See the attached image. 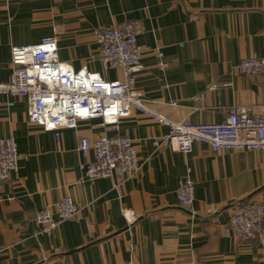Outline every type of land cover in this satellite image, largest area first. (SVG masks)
Here are the masks:
<instances>
[{
  "label": "crops",
  "instance_id": "1",
  "mask_svg": "<svg viewBox=\"0 0 264 264\" xmlns=\"http://www.w3.org/2000/svg\"><path fill=\"white\" fill-rule=\"evenodd\" d=\"M141 26L142 69L134 93L174 123H219L235 104L264 107V77L243 75L239 62L264 56V0H0V82L11 75L13 46L56 38L58 59L86 66L108 81L95 33L125 22ZM162 54L160 58L158 53ZM215 86L214 91L210 90ZM97 119L52 132L27 122V104L0 95V137L17 146V171L0 182V264H264V244L239 240L230 226L238 207L264 202V151L212 152L195 142L188 154L155 148L168 132L139 112L118 129ZM126 136L140 163L135 175L88 179L81 138ZM194 202L178 206L175 191L187 176ZM70 197L79 206L48 236L37 211ZM122 208L136 221L128 226ZM264 237V225H263Z\"/></svg>",
  "mask_w": 264,
  "mask_h": 264
},
{
  "label": "built area",
  "instance_id": "2",
  "mask_svg": "<svg viewBox=\"0 0 264 264\" xmlns=\"http://www.w3.org/2000/svg\"><path fill=\"white\" fill-rule=\"evenodd\" d=\"M141 26L136 21L125 22L96 31L102 66L121 72L122 80L108 81L86 66L75 71L58 59L56 38H44L38 44L13 46L10 50L11 75L0 82V95H10L27 104V122L52 132L59 140L60 131L76 129L80 122L97 119L98 127L118 129L123 119L139 112L168 132L153 139L155 148H170L188 154L193 143L199 142L218 151H264V107L259 113L243 104L232 106L222 122L210 124L174 123L152 112L141 97L134 93L135 81L142 69V49L137 43ZM161 58L162 54L159 52ZM237 70L243 75L264 77V56L242 59ZM215 86L210 90L214 91ZM78 151L86 159L81 165L88 179L111 178L114 172L135 175L140 163L133 141L126 136L100 135L91 141L80 139ZM17 146L12 138L0 137V182L17 171ZM187 176L175 191L178 206L189 208L194 202V182ZM58 220L48 206L34 215V223L42 234L50 235L62 221L75 217L79 206L65 197L53 206ZM121 215L128 226L136 221L132 209L122 208ZM264 202L241 204L230 218V226L242 241L258 240L264 244ZM181 264H198L187 262Z\"/></svg>",
  "mask_w": 264,
  "mask_h": 264
}]
</instances>
